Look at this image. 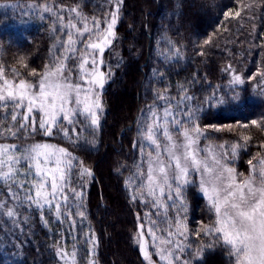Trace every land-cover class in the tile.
Wrapping results in <instances>:
<instances>
[{"label": "snow or ice", "instance_id": "1", "mask_svg": "<svg viewBox=\"0 0 264 264\" xmlns=\"http://www.w3.org/2000/svg\"><path fill=\"white\" fill-rule=\"evenodd\" d=\"M257 6L244 0L220 4L212 0L210 5L228 24L244 21L253 29ZM28 7L38 12L41 21L47 19L45 14L54 17L50 22L54 42L48 63L39 71L29 69L24 57L19 65L26 71L13 67L9 77L0 67V218H7L3 230L23 234L24 226H31L38 214L50 232L57 226L51 247L61 264H97L100 240L88 212L95 170L87 156L97 146L96 133L106 112V84L115 82L113 69L121 66L105 53L122 58L115 42L124 0H105L99 15L86 14L79 6ZM204 44L213 41L209 38ZM156 46L158 62L171 65L183 58L180 47L166 35ZM223 71L231 74V80L228 91L220 95L219 86L203 98L196 95L193 85L198 74L177 82L174 92L166 83L167 67H154L153 79L145 85L151 102L134 121L131 162L125 158L113 165L123 177L127 202L136 209L131 239L142 254V264H218L225 253L228 264H264V135H259L244 175L234 162L241 151L250 149L253 134L240 135L229 145L213 142L207 132L220 128L208 122L206 112L244 102L233 87L244 83L242 76L231 64ZM251 79L257 81L255 94L264 98V68ZM251 124L264 134V121ZM227 127L231 131L232 126ZM77 153H84V158ZM197 193L207 200L211 215L209 223L190 227V199ZM80 252L84 255L78 258Z\"/></svg>", "mask_w": 264, "mask_h": 264}, {"label": "trees", "instance_id": "2", "mask_svg": "<svg viewBox=\"0 0 264 264\" xmlns=\"http://www.w3.org/2000/svg\"><path fill=\"white\" fill-rule=\"evenodd\" d=\"M222 2L226 0H216L217 4ZM244 2L258 5L254 9V29L252 24L244 21L240 25L235 21L231 24L225 22L210 7L212 0H124L123 23L118 26L115 42V49L118 48L122 58L114 54L109 57L108 52L105 53L114 65L119 60L121 66L113 69L115 82H109L106 87V112L101 121L102 127L96 133L97 146L87 156V163L95 170V183L88 193V212L100 240L97 264H142V254L131 239L136 209L127 202L121 183L123 177L114 172L113 165L125 158L131 162L130 142L135 139L134 121L139 117L140 110L151 102V92L145 85L153 79L154 67H167L166 83L173 87L174 92L177 82H184L198 74L193 91L201 98L211 94L217 86L221 90L217 95L228 91L231 74L223 71L228 64L242 76L244 83L233 87L244 96V102L238 107L220 105L206 112L208 122L220 128V131L207 129V132L213 142L229 145L238 141L240 135L253 134L250 149L241 151L234 162L237 172L248 175L247 161L256 154L259 135H264L251 124L253 120L264 121V98L255 94L257 81L251 79L264 68V48L261 47L264 45V22H261L264 0ZM15 4L21 7H6ZM30 4H48L56 10L61 5L65 8L79 6L86 14L99 15V6L105 4V0H0V67H4L9 77L13 67H20L21 57L25 58L29 69L37 71L50 59L49 50L54 42L50 22L54 17L45 14L47 19L41 21L38 12L28 7ZM201 5L204 7L201 8ZM130 26H134L133 31H129ZM162 35L170 37L180 47L183 58L179 62L171 65H165L162 59L158 62L156 41ZM209 38L213 44L205 45L204 41ZM200 51H204L205 55L200 56ZM20 70L26 71L22 67ZM146 91L149 93L147 99ZM112 99H122L124 110L116 107ZM2 115L3 110H0ZM245 124L249 126L247 129L243 127ZM229 125L232 126L231 131L227 127ZM121 133L124 134L123 139ZM61 146H64L63 142ZM77 154L84 158V153ZM104 155L107 158L102 162ZM190 204L189 226H198L201 221L209 223L211 213L207 202L196 196L194 200L190 199ZM6 219L0 218V264H61L51 247L56 225L50 232L37 214L35 222L31 226L25 225L24 233L19 234L15 229L3 230ZM67 227L65 224L64 229ZM67 240V251L71 252L72 238ZM83 255V252L78 253V258ZM222 255L227 257L226 253Z\"/></svg>", "mask_w": 264, "mask_h": 264}, {"label": "rangeland", "instance_id": "3", "mask_svg": "<svg viewBox=\"0 0 264 264\" xmlns=\"http://www.w3.org/2000/svg\"><path fill=\"white\" fill-rule=\"evenodd\" d=\"M121 17H122V13H121ZM117 52H119L118 51V48L117 49H115ZM115 55V54H114ZM20 60V59H19ZM107 85H108V83L106 84V87H107ZM105 90H106V88H105ZM115 102V104H116V107H118L119 109L121 108V110L123 109L124 110V106H122V99H112V102ZM116 113H118L117 112V110H116ZM114 115H116V114H114ZM106 156L104 155L103 157H102V162L103 161H105L106 160ZM105 183H106V181H105ZM197 197H201L205 202H207V200L206 199H204L203 198V196H202V194H199V193H197V195H196ZM134 247L136 248V249H138V247L136 246V244L134 243ZM218 263L219 264H225V263H228V257H225L224 255H220L219 257H218Z\"/></svg>", "mask_w": 264, "mask_h": 264}]
</instances>
